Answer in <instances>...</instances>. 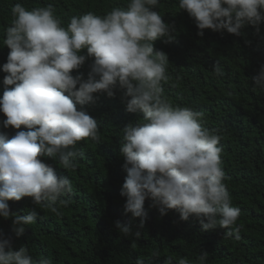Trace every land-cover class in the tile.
<instances>
[{"label": "clouds", "instance_id": "1", "mask_svg": "<svg viewBox=\"0 0 264 264\" xmlns=\"http://www.w3.org/2000/svg\"><path fill=\"white\" fill-rule=\"evenodd\" d=\"M159 3L128 0L126 8H113L103 16L93 12L74 16L67 28L51 5L30 11L20 3L13 5L14 18L5 30L4 45L10 51L2 65L7 75L0 112L6 116L3 127L24 125L28 130L16 131L11 138L0 132V217L12 218L17 237L39 214L34 207L26 215L14 214L7 201L28 196L34 205L57 214L58 205H68L61 197L73 191L70 179L58 177L39 157L58 154L64 169L75 168V158L82 155L76 143L98 139L99 131L95 118L83 108L78 110L77 104L95 102L96 93L114 97L117 86L124 89L126 110L143 113L141 122L123 127L124 212L141 218L138 227L143 228L145 200L150 198L161 215L174 209L180 220L194 216L202 231L220 227L229 229L227 235L235 231L238 236L239 227L231 226L240 209L232 205L223 182L221 137L202 127L201 112L174 106L164 95L169 57L154 48V41L163 37L170 43L175 37L174 28L154 10ZM179 8L194 18L200 36L204 29L239 36L246 25L259 30L264 22V0H179ZM82 49H87V56ZM87 58H92L88 78L74 76L72 70L81 68ZM214 71L223 75L218 65ZM251 78L255 87L264 89V65ZM115 227L126 237L141 234L120 221ZM207 255L202 252L200 264ZM0 264L52 262L34 261L25 246L14 250L11 239L0 235ZM178 264L189 261L180 258Z\"/></svg>", "mask_w": 264, "mask_h": 264}, {"label": "trees", "instance_id": "2", "mask_svg": "<svg viewBox=\"0 0 264 264\" xmlns=\"http://www.w3.org/2000/svg\"><path fill=\"white\" fill-rule=\"evenodd\" d=\"M20 3L26 10L51 5L54 16L67 28L72 17L88 12L103 16L113 8H126L128 0H0V96L3 95L2 69L10 49L4 45L5 30L11 26L12 7ZM162 19L174 28V40L154 41L156 50L169 57L167 81H162L165 97L174 105L187 106L201 112L203 128L214 131L221 139L220 158L225 172L224 183L234 207L240 209L236 224L239 234L229 229L202 231L199 220L190 216L180 220L170 209L161 215L150 198L145 200L147 217L139 228V217L124 212L126 197L121 195L127 175L120 153L123 127L142 121L143 113L128 112L122 101L124 89L118 86L114 97L94 94L97 99L83 108L98 124V139L84 138L76 143L82 155L75 158L76 167L64 169L57 154L39 158L53 167L57 176H67L73 191L61 199L59 214L44 205H34L31 197L9 200L10 211L26 215L33 207L38 217L17 237L12 218L0 217V235L12 241L14 250L25 246L33 260L49 258L52 264H178L185 258L189 264H200L199 257L207 251L203 264H264V89L254 86L252 78L264 65V22L246 25L242 35L226 30L216 32L199 29L179 0H160ZM81 54L87 56V49ZM92 58H87L72 74L88 78ZM221 67L223 75L214 71ZM13 87V86H8ZM78 87V85H77ZM67 94V93H65ZM130 98V97H129ZM6 116L0 112V132L9 138L20 129L3 127ZM120 221L131 226L140 236H123L115 227ZM158 253V255H154Z\"/></svg>", "mask_w": 264, "mask_h": 264}]
</instances>
